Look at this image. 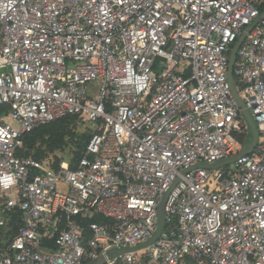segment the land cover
Segmentation results:
<instances>
[{
  "label": "built area",
  "instance_id": "obj_1",
  "mask_svg": "<svg viewBox=\"0 0 264 264\" xmlns=\"http://www.w3.org/2000/svg\"><path fill=\"white\" fill-rule=\"evenodd\" d=\"M263 11L264 0H0V264H264ZM252 26L233 77L256 145L194 168L250 140L227 71ZM68 116L93 125L74 170L17 155ZM175 180L164 228L136 250ZM93 215L107 221L82 223Z\"/></svg>",
  "mask_w": 264,
  "mask_h": 264
},
{
  "label": "trees",
  "instance_id": "obj_2",
  "mask_svg": "<svg viewBox=\"0 0 264 264\" xmlns=\"http://www.w3.org/2000/svg\"><path fill=\"white\" fill-rule=\"evenodd\" d=\"M80 125L86 129L78 131ZM90 125V123L87 125L86 121L76 116L57 119L26 135L23 139V146L17 155L30 157L43 163L48 156L60 153V156H54V165L67 161L70 169L74 170L85 155V148L93 131ZM37 144L39 147H36ZM81 221L86 225L91 222L102 224L107 220L93 215L87 216Z\"/></svg>",
  "mask_w": 264,
  "mask_h": 264
},
{
  "label": "water",
  "instance_id": "obj_3",
  "mask_svg": "<svg viewBox=\"0 0 264 264\" xmlns=\"http://www.w3.org/2000/svg\"><path fill=\"white\" fill-rule=\"evenodd\" d=\"M263 19H264V11L262 12V14H261V16L257 22H260ZM253 26L247 28L242 33V35L239 37V39L234 44V46L232 47V50L229 54L228 71H227V79H228V83L230 86L232 99L234 100L237 107L239 108L240 114H241L242 118L244 119V121L248 127L250 140L245 145V148L238 155L230 157L224 161L217 162L214 164H199V165L195 166L194 168L216 170L219 168L228 167V166L232 165L233 163H235L238 159L251 154L255 145H256V142L258 139V132H257L256 126H255V123H254L252 117L250 116V113L247 111L244 102L241 100L240 96L238 95V91H237L236 84L234 82V77H233V65H234V59H235L236 51L238 50V48L240 47V45L242 44L244 39L248 36V34H249L250 30L253 28ZM194 168H191V169L185 171L184 174L189 172L190 170H192ZM177 182H178V180H175L173 182L169 191L164 195V197L162 198V200L159 203L158 211H157L158 227H157L156 232L151 237V239H149L145 244H143L142 246H140L136 250H140V249H143V248L150 246L157 239L159 234L161 233L162 229L164 228V205H165V201H166V198H167L169 192L175 187ZM122 253H123V251L110 250L106 253V257L109 259H113L117 255L122 254ZM90 264H105V257L99 256V258L96 261H94Z\"/></svg>",
  "mask_w": 264,
  "mask_h": 264
},
{
  "label": "rangeland",
  "instance_id": "obj_4",
  "mask_svg": "<svg viewBox=\"0 0 264 264\" xmlns=\"http://www.w3.org/2000/svg\"><path fill=\"white\" fill-rule=\"evenodd\" d=\"M10 124H13L12 122H11V120L10 119H8L7 120ZM87 125H89V123H87ZM90 126H92L93 127V125H90ZM78 131H84L86 128L85 127H82L81 125L78 127ZM36 147H39V144H37L36 145ZM61 154L60 153H55V154H52V155H50V156H48L47 158H45L44 159V161H43V163H45V164H47V165H49V166H51V167H54L55 165H54V156H60ZM67 162V161H66Z\"/></svg>",
  "mask_w": 264,
  "mask_h": 264
}]
</instances>
